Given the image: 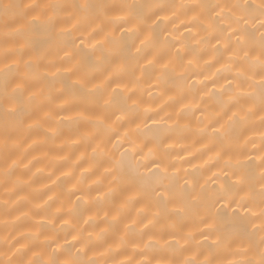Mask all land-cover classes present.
Segmentation results:
<instances>
[{
    "label": "clouds",
    "instance_id": "9594fccd",
    "mask_svg": "<svg viewBox=\"0 0 264 264\" xmlns=\"http://www.w3.org/2000/svg\"><path fill=\"white\" fill-rule=\"evenodd\" d=\"M0 264H264V0H0Z\"/></svg>",
    "mask_w": 264,
    "mask_h": 264
}]
</instances>
